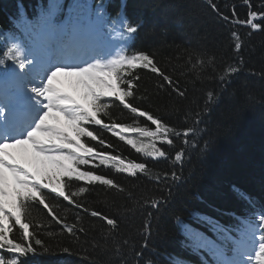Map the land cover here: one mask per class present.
Masks as SVG:
<instances>
[{
  "label": "trees",
  "instance_id": "1",
  "mask_svg": "<svg viewBox=\"0 0 264 264\" xmlns=\"http://www.w3.org/2000/svg\"><path fill=\"white\" fill-rule=\"evenodd\" d=\"M43 1L0 0V44L17 27V15L42 10ZM85 1L50 3L57 12ZM87 8L122 36L125 52L109 63L146 54L170 77L172 86L142 67L122 74L126 89L127 80L133 82L126 100L168 129L167 140L163 134L154 140L165 156L149 157L127 144L153 138L124 131L121 140L119 128L105 129L104 123L156 131L146 117L105 98L102 124L85 125L97 139L83 142L143 163L145 171L133 177L97 160L81 170L112 179L114 186L65 178L66 193L88 192L69 204L44 190L46 202L58 206L53 214L38 199L28 201L22 222L31 235L25 239L14 222L7 234L15 244L32 245L20 258L37 257V264H216L206 248L227 246V232L253 214L261 215L264 240V0H90ZM72 226L75 233L67 230Z\"/></svg>",
  "mask_w": 264,
  "mask_h": 264
},
{
  "label": "snow or ice",
  "instance_id": "2",
  "mask_svg": "<svg viewBox=\"0 0 264 264\" xmlns=\"http://www.w3.org/2000/svg\"><path fill=\"white\" fill-rule=\"evenodd\" d=\"M251 15L254 17L255 13ZM252 27L259 26L252 24ZM236 47L239 48L240 45L237 44ZM22 55V49L16 45L10 47L6 53V57L10 59H18ZM2 62L0 60V63ZM140 67L150 69L172 86L170 77L146 54L137 55L133 59L122 58L112 61L108 66L97 62L78 70L59 69L51 72L42 94L46 99L53 101L56 107L49 106L37 128L28 134V138L0 144V247L13 244L6 235L10 231L8 221L11 218H14L15 223L23 230L25 239L31 235L29 224L22 222L28 201L38 199L39 204L50 214L55 213L58 206L46 202L44 190H50L69 204L74 203L73 198L78 194L88 192L87 188L80 187L78 192L66 193L65 189L68 185L65 183V178L84 181L89 185L99 182L101 185L114 186L112 179L92 171H83L81 165H92L98 160L100 166L112 165L119 172L133 177L138 172L145 171L143 163H135L131 160L126 162L118 155L97 151L83 142L84 137L97 139L85 125L102 124L99 115L106 107L103 103L105 98L114 97L123 107L130 108L131 112L134 110L133 113H137L140 117H146L156 126V131L148 128L129 129L123 124L110 126L104 123L105 129L115 132L119 128L120 131L116 132V135L121 140L125 139L122 135L124 131L138 132L144 137L153 138V142L148 144H138L135 140L127 139V144L137 153L143 152L149 157L165 156V152L156 147L154 140L161 138L162 134L163 139L167 140L168 129L162 125L159 118L126 100L133 96L131 90L133 82L131 79L127 80L126 89L122 74L126 73L130 76L132 73L128 70ZM104 114L107 115V112ZM99 143L103 145L105 141L100 139ZM168 143L172 142L169 140ZM176 159L180 160L179 154ZM75 206L80 207V204L75 203ZM90 215L106 219L109 226H116L114 219L105 218L98 211H92ZM52 218L57 219L55 215ZM67 230L75 233L74 226ZM35 244L39 245L41 241L36 239ZM14 250L23 254L33 251V248L31 244L27 248L15 244ZM67 251L68 249L65 248L64 252Z\"/></svg>",
  "mask_w": 264,
  "mask_h": 264
},
{
  "label": "rangeland",
  "instance_id": "3",
  "mask_svg": "<svg viewBox=\"0 0 264 264\" xmlns=\"http://www.w3.org/2000/svg\"><path fill=\"white\" fill-rule=\"evenodd\" d=\"M29 57V54L26 55V58H24L25 60H28L27 58ZM19 60V58L17 59V61ZM94 64L93 62L90 63L89 65ZM88 66V65H87ZM24 68V64H20L17 66V69H22ZM21 81V83H19V87L18 90H21L22 92L24 90H26L27 88H29V81H25V80H19ZM2 84V85H1ZM1 84H0V94H3V91L5 92V85H4V80L1 79ZM31 98H34L36 100H40V96L38 95H30ZM232 262H234L235 264H261L257 261V259L255 258V256L252 254H250V256H246V257H242V258H235Z\"/></svg>",
  "mask_w": 264,
  "mask_h": 264
},
{
  "label": "clouds",
  "instance_id": "4",
  "mask_svg": "<svg viewBox=\"0 0 264 264\" xmlns=\"http://www.w3.org/2000/svg\"><path fill=\"white\" fill-rule=\"evenodd\" d=\"M65 70H78V69H65Z\"/></svg>",
  "mask_w": 264,
  "mask_h": 264
},
{
  "label": "bare ground",
  "instance_id": "5",
  "mask_svg": "<svg viewBox=\"0 0 264 264\" xmlns=\"http://www.w3.org/2000/svg\"><path fill=\"white\" fill-rule=\"evenodd\" d=\"M81 58V57H80Z\"/></svg>",
  "mask_w": 264,
  "mask_h": 264
}]
</instances>
